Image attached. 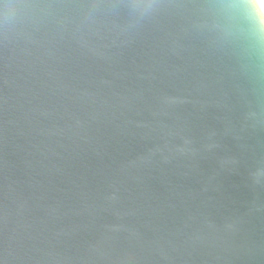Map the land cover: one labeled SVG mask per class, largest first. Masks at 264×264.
<instances>
[{
    "label": "water",
    "instance_id": "obj_1",
    "mask_svg": "<svg viewBox=\"0 0 264 264\" xmlns=\"http://www.w3.org/2000/svg\"><path fill=\"white\" fill-rule=\"evenodd\" d=\"M11 2L0 264H264L253 0Z\"/></svg>",
    "mask_w": 264,
    "mask_h": 264
},
{
    "label": "clouds",
    "instance_id": "obj_2",
    "mask_svg": "<svg viewBox=\"0 0 264 264\" xmlns=\"http://www.w3.org/2000/svg\"><path fill=\"white\" fill-rule=\"evenodd\" d=\"M253 4L256 21L259 25L262 21H264V0H253ZM0 5H2V15L5 20H8L11 16H14L15 10L21 6L18 3L11 2V0H9V2L0 0Z\"/></svg>",
    "mask_w": 264,
    "mask_h": 264
}]
</instances>
